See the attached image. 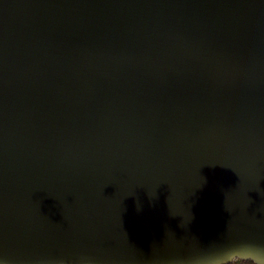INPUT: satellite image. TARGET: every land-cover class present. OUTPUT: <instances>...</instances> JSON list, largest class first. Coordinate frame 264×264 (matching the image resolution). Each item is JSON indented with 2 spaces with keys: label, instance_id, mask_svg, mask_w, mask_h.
I'll return each mask as SVG.
<instances>
[{
  "label": "water",
  "instance_id": "1",
  "mask_svg": "<svg viewBox=\"0 0 264 264\" xmlns=\"http://www.w3.org/2000/svg\"><path fill=\"white\" fill-rule=\"evenodd\" d=\"M225 240L264 243V0H0V260Z\"/></svg>",
  "mask_w": 264,
  "mask_h": 264
},
{
  "label": "clouds",
  "instance_id": "2",
  "mask_svg": "<svg viewBox=\"0 0 264 264\" xmlns=\"http://www.w3.org/2000/svg\"><path fill=\"white\" fill-rule=\"evenodd\" d=\"M200 247L201 251L181 258L178 264H264V243L225 240ZM0 264H12V261L5 258ZM56 264H65V261L59 260ZM78 264H93V261L89 257H80Z\"/></svg>",
  "mask_w": 264,
  "mask_h": 264
}]
</instances>
